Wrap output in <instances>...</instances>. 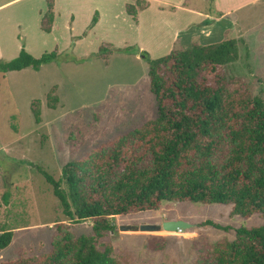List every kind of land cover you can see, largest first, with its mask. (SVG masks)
I'll return each mask as SVG.
<instances>
[{
  "label": "rangeland",
  "instance_id": "obj_1",
  "mask_svg": "<svg viewBox=\"0 0 264 264\" xmlns=\"http://www.w3.org/2000/svg\"><path fill=\"white\" fill-rule=\"evenodd\" d=\"M201 1L191 3L213 10V0ZM53 2L55 22L46 33L42 26L49 0H0V61L16 59L23 48L35 58L58 57L39 71L0 75V232H14L10 246L0 251V263L48 254L53 240L65 232L94 235L92 220L75 222L64 215L45 173L63 180L66 165L156 119L150 66L142 53L157 60L182 50L181 40H191L198 29L183 30L173 9L152 8L129 17L132 0ZM96 13L99 21L91 28ZM244 14L235 16L248 44L238 41V58L225 73L264 101V26L252 28L264 18ZM130 48L131 54L114 52ZM222 148L224 160L230 147ZM62 188L67 189L64 181ZM231 212L226 205L171 203L158 211L116 216L101 247L111 246L125 264H197L217 242L234 241L237 229L264 227L257 215L246 220ZM166 221L193 226L178 232L140 231L143 225ZM207 221L232 230L206 226Z\"/></svg>",
  "mask_w": 264,
  "mask_h": 264
},
{
  "label": "trees",
  "instance_id": "obj_2",
  "mask_svg": "<svg viewBox=\"0 0 264 264\" xmlns=\"http://www.w3.org/2000/svg\"><path fill=\"white\" fill-rule=\"evenodd\" d=\"M53 7L49 0L42 26L46 33L52 31ZM144 8L136 0L127 13L135 18ZM114 52L131 54L133 49ZM142 54L150 66L157 118L66 165L63 180L45 173L64 215L75 222L92 220L94 235L65 232L53 240L48 254L0 264H125L111 246L101 247L114 230L111 219L158 211L164 204L226 205L232 216L264 219V101L225 73L238 58V41L195 44L157 60ZM56 60L55 53L35 58L23 48L16 59L0 61V75L39 71ZM223 145L230 147L224 160ZM204 225L232 230L212 221ZM13 237L11 230L0 232V251ZM197 264H264V227L237 229L234 241L217 242Z\"/></svg>",
  "mask_w": 264,
  "mask_h": 264
},
{
  "label": "crops",
  "instance_id": "obj_3",
  "mask_svg": "<svg viewBox=\"0 0 264 264\" xmlns=\"http://www.w3.org/2000/svg\"><path fill=\"white\" fill-rule=\"evenodd\" d=\"M139 1L143 5H145V8L138 9L134 19H136L138 13L152 10V8H156L159 12H164L166 10L173 9L175 11H173L172 13L176 17H181L180 19L177 18L178 19L177 22L182 21L183 30L191 31V29H193L194 27H198V29L195 30V35H193L191 40H185V39L181 40L182 46L186 47L183 48L182 50L189 49L195 44L202 46H210V45L218 44L221 43L223 39L224 41L229 39L236 41L241 40V42L244 41L245 43L248 44V40H247L248 35L244 33L240 28H238V25L240 23L237 22L238 18H236L235 14L242 12L245 13L244 14L245 17H248L250 15L252 18L255 19L260 17H261L260 19H262V17L264 18V0H213L214 2L213 10L208 9L206 11L195 8V6H193L191 3L192 0H139ZM203 1H204L203 4H206L205 0ZM199 3L202 4V1L199 0ZM133 4H136V0H132V3L128 4V6ZM53 6H54V2H53ZM261 6H263V8H260ZM54 7H53V13H54ZM128 16L132 17L129 14ZM94 17L99 18L98 13H96ZM54 22H55V13H54ZM223 24H225V26L221 27V25ZM53 25H52V30H53ZM250 25L248 26L250 27ZM261 25L264 26V20L259 21L257 26H254L252 28L256 29ZM174 40L177 42L179 41L178 38ZM182 50H173L172 52L182 51Z\"/></svg>",
  "mask_w": 264,
  "mask_h": 264
},
{
  "label": "water",
  "instance_id": "obj_4",
  "mask_svg": "<svg viewBox=\"0 0 264 264\" xmlns=\"http://www.w3.org/2000/svg\"><path fill=\"white\" fill-rule=\"evenodd\" d=\"M193 225H189L182 221H166L162 224V226L156 225H143L140 228L142 232H157L161 231L162 229L166 232H178L182 230H187L191 228Z\"/></svg>",
  "mask_w": 264,
  "mask_h": 264
}]
</instances>
